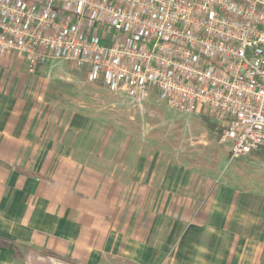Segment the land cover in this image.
I'll list each match as a JSON object with an SVG mask.
<instances>
[{
  "label": "built area",
  "instance_id": "obj_1",
  "mask_svg": "<svg viewBox=\"0 0 264 264\" xmlns=\"http://www.w3.org/2000/svg\"><path fill=\"white\" fill-rule=\"evenodd\" d=\"M4 51L209 117L232 141L224 168L264 150V0H0Z\"/></svg>",
  "mask_w": 264,
  "mask_h": 264
},
{
  "label": "crops",
  "instance_id": "obj_2",
  "mask_svg": "<svg viewBox=\"0 0 264 264\" xmlns=\"http://www.w3.org/2000/svg\"><path fill=\"white\" fill-rule=\"evenodd\" d=\"M11 90L0 84V264H198L215 231L205 176L69 145Z\"/></svg>",
  "mask_w": 264,
  "mask_h": 264
},
{
  "label": "rangeland",
  "instance_id": "obj_3",
  "mask_svg": "<svg viewBox=\"0 0 264 264\" xmlns=\"http://www.w3.org/2000/svg\"><path fill=\"white\" fill-rule=\"evenodd\" d=\"M0 84L12 89L11 98L37 104L38 115H50L69 145L82 141L84 147L110 148L118 162L134 165L173 164L170 174L180 180L205 176L210 198L204 203L211 200L207 208L215 230L207 239L214 243L202 242L207 250L197 263L264 264V150L235 158L224 168L232 141L223 140L209 117L170 109L156 92L136 104L80 74L73 64L34 68L17 52L4 51ZM52 85L56 92L47 100ZM206 121L214 124L213 130Z\"/></svg>",
  "mask_w": 264,
  "mask_h": 264
},
{
  "label": "trees",
  "instance_id": "obj_4",
  "mask_svg": "<svg viewBox=\"0 0 264 264\" xmlns=\"http://www.w3.org/2000/svg\"><path fill=\"white\" fill-rule=\"evenodd\" d=\"M55 92H56V87L52 85V86L47 90L45 98H46L47 100H50V99L53 97V95H55ZM206 124L208 125V127H209L211 130H213V128H214V124H210V123L207 122V121H206ZM56 257H58V258H63V257L58 256V255H56Z\"/></svg>",
  "mask_w": 264,
  "mask_h": 264
}]
</instances>
